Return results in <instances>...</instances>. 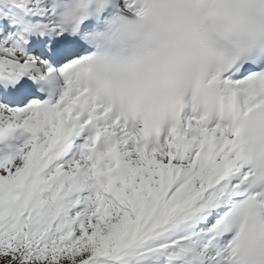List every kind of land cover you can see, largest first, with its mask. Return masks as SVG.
I'll return each instance as SVG.
<instances>
[{"label":"snow or ice","instance_id":"snow-or-ice-1","mask_svg":"<svg viewBox=\"0 0 264 264\" xmlns=\"http://www.w3.org/2000/svg\"><path fill=\"white\" fill-rule=\"evenodd\" d=\"M0 264H264V0H0Z\"/></svg>","mask_w":264,"mask_h":264}]
</instances>
